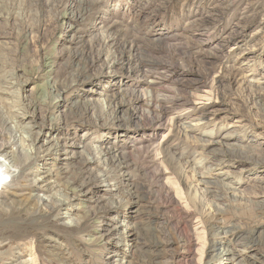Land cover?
<instances>
[{"label": "rangeland", "instance_id": "1", "mask_svg": "<svg viewBox=\"0 0 264 264\" xmlns=\"http://www.w3.org/2000/svg\"><path fill=\"white\" fill-rule=\"evenodd\" d=\"M74 1L0 0V264L18 251L28 264H112L103 207L134 233L115 264H228L226 249L264 264V0H85L88 18ZM68 15L79 21L66 41ZM110 23L142 76L106 73L123 51ZM62 136L78 151L37 189ZM109 144L119 157L88 161ZM83 181L90 200L63 217L57 203Z\"/></svg>", "mask_w": 264, "mask_h": 264}, {"label": "bare ground", "instance_id": "2", "mask_svg": "<svg viewBox=\"0 0 264 264\" xmlns=\"http://www.w3.org/2000/svg\"><path fill=\"white\" fill-rule=\"evenodd\" d=\"M74 2L77 5V7H75L77 9H75V10H79V12H81L80 17H82L83 15H85L84 18L94 16L95 13L93 14V12H94L93 10L95 9V7L93 4L88 3L85 0H75ZM86 2L88 4H85ZM77 13H78V11H77ZM64 21H65V25H64V31H63V37L66 38V41H69V40H72V38H74V35H75L74 31L76 32V27L78 25L79 17H73L71 19L69 16V18L65 19ZM114 27H115V25L110 23V25L104 31H106V35L108 36V38L110 40V46L113 47L114 49H117V47H122L123 51H121L122 53L119 55V57H117L118 64H116V61L114 59H112L113 61H108L107 63H105L104 67L107 70L106 73H108V74L112 73V71H114L116 69H120V68H122V69L128 68L132 73L136 74L137 77L142 76L143 73H146L145 72L146 70L142 67L141 64L138 63L139 60H137V55H136L135 50H134L135 49L134 44H132L131 42L129 43L128 41L123 40L121 38L120 34L117 33L118 31H116V32L110 31ZM122 45H124V46H122ZM127 54H128V56H127ZM116 56H117V54H116ZM91 64L93 65L94 63H91ZM143 77H145V76H143ZM91 78H92V75H88L87 77H85V79H87V80H89ZM147 83L151 84V83H153V81H148ZM137 91H138V93L135 91L137 93V94L135 93L136 94L135 97H137V99H140V98L145 99V98H148V96H150V98H151L153 95V93H152L153 87H150V85L144 86V87L138 89ZM98 93H100L101 95H104L105 98L109 99L107 94L104 93L103 91H99ZM114 113L116 114V112H114ZM116 135H118V134L116 133ZM66 138H63V136L61 138L58 137L56 139V142H54L52 144V146L53 145L55 146L57 153L59 155H63L60 158L58 168L55 167V169H52L49 171H42V172H38V170H37V172L34 173L35 178H34L33 183H34V187H36L37 189H42L46 184H48V181L51 178H54V174L58 175V173H57L58 171L65 173L68 170L67 165H69L70 160L76 155L80 145H79V140H77L75 136L68 137L69 140H67V141H66ZM51 142L52 141H47L46 143L51 144ZM90 147L95 152L93 154V157L91 156L90 158H88V161H95L96 158H102L103 160H107L108 158L119 157V154H118L119 150L116 149L111 144L103 145V146H96V145L94 146L93 145ZM25 155L26 156L24 158L28 159L30 154L26 153ZM11 162H12V160H11ZM4 163L7 164L8 162L4 161ZM101 178L102 179L100 181H102V182H108L109 181L107 179L108 176L107 177L102 176ZM84 180H86V179H84ZM86 184H87V182L83 181L80 186H77L76 192H74V193L69 192V194H68L69 196L67 197L66 200H63L62 202L57 203V205H61L60 207H62L63 212L60 214H62L63 217H66L69 215V212H70V211H68L69 207L72 206L74 200L79 199L80 196H85L87 199L90 200V195H89L90 191L87 190ZM48 200H49V198L46 196H38V203H42V204L44 203L47 206L49 203ZM102 200H103V198H100L99 202ZM94 203H96V202H94ZM99 212H101L102 217L108 216L110 214H115V215H112V216H109L108 218H106L105 219L106 222L104 223V227L99 230V235H100V238L102 239L101 242H103L104 244L109 246L110 249H112V251L108 255V258L110 259L112 264H115L117 254L115 255V250L113 249L114 246L116 244H118V242L122 239L121 238L122 234H126L125 236L129 237L130 241L133 242V240H134V233L132 232L133 229H132L131 225L129 224V220L123 219L122 218L123 215L119 214V211L117 209L114 210L112 207L111 208L110 207H103V208L99 209ZM96 213H98V212H95V214ZM125 236H124V238H125ZM1 243H3V240L0 241V248L10 245L8 242H4L3 244H1ZM225 251L228 252V254L230 256H232L231 258L228 259V262H227L228 264H233L235 254H240V251L235 253L232 249H226ZM246 252L247 251H245V250H241V254L246 253ZM17 253L18 254L15 256V258L13 257L12 260L9 259L6 262V264H28V261L23 259L24 256H22V252L20 253L18 251ZM235 264H239V263L236 262Z\"/></svg>", "mask_w": 264, "mask_h": 264}]
</instances>
